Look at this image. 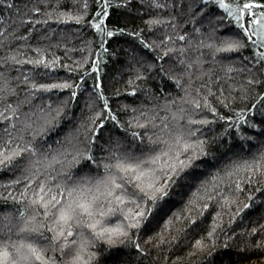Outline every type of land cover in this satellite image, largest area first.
<instances>
[{"label":"snow or ice","instance_id":"1","mask_svg":"<svg viewBox=\"0 0 264 264\" xmlns=\"http://www.w3.org/2000/svg\"><path fill=\"white\" fill-rule=\"evenodd\" d=\"M75 2L76 0H73V3ZM201 2L203 3L204 0ZM3 3L5 0H0V4ZM210 3L220 15H216L210 9L206 13L208 4L205 3L204 7L200 8V12L195 16L190 15L189 20H185L184 24L191 21L192 30L199 34L201 28L197 26L196 17L206 13L209 15L208 22L214 27L223 29L224 22L232 26L229 34L221 38L218 43L208 42V46L214 49L213 55L218 52L250 50L259 46L255 51H250L249 57H241L242 66L235 69L237 72L247 73L243 77L244 83L237 87L240 88L241 93L239 99L251 104L252 107L232 109L224 100L218 99V103L223 104V107L229 108V111L233 113L225 115L219 113L217 107L210 103L208 95H204L203 108L213 114V119L204 117L193 120L191 116H188L187 124L184 125L180 123L184 117L183 107L172 111L173 101L166 100L163 107L171 112V125L164 123L157 133L145 132L141 135L139 129L150 124L153 127L156 126L154 123L156 117L148 116L145 112L138 114L135 118H129L130 127L135 126L137 129L131 132V136L133 141H139V144L128 148L122 145L119 138L111 137L109 133L108 143L101 148L103 155L99 162L93 145L96 144L106 121L111 122L114 129L124 127L117 114L111 109L102 90L103 81L98 71L99 60L90 61L92 67L85 70L84 76L88 74V71L96 70L93 91L103 104V112L94 111L87 119L86 127L85 122H81L74 130L77 136L83 132L86 138L84 144L77 140L75 144H61L57 149H53L51 145L47 148L43 147V144L37 142V138L42 139L61 125L65 119L66 109L71 107L68 100L77 96L74 88L81 86L79 82L75 85L69 81L42 84L29 80L28 76H25L21 82L28 85L23 90L26 95L22 99L9 102V97L16 94L17 88L10 84V77L0 73V102H3V107L0 108V121L6 125L4 129L6 139L0 143V168L19 160L23 174L8 183L19 184L25 181L20 194L11 196L13 200L20 203L15 218L8 212L2 214L0 264H101V259L106 257H101L99 252L91 250L98 246L99 241H103L107 246L105 252L109 255L112 251H116L112 246L117 244L134 246L137 255H146V249L141 246L137 236L133 235L134 232L139 233L159 224V231L149 235L145 243L155 240L153 247H160L165 242H179L182 235H186L190 227L195 226L198 216L203 215L212 201L219 199L218 208L228 207L234 203V198L224 192V185L231 190L234 184L235 189L239 191L242 188L241 173L247 172L249 183H254L255 176L264 172V150H261L251 159H230L220 168L211 171L196 184L195 188H192V181L197 170L205 167L202 158L213 155L209 148L214 143L200 133L199 127L193 125H208L214 120L225 121L227 129L235 126L236 134L240 135L242 124H248L250 128L258 127L257 124L251 123L248 114L256 110L255 106L258 102L264 104V51L260 50L264 49V0H210ZM118 4L120 7H125L127 0H118ZM97 5V10L91 13L93 17L91 20H84V16L88 14L87 0H83L75 15L72 14L71 9L58 10L57 6H54L45 13V16L48 20L67 19L86 23L101 36L102 40L104 36L112 37L114 33L126 31L125 27H118L115 24L109 27L106 23L110 16V0H97ZM7 6L12 7L11 0H8ZM151 6L164 9L171 7L172 4L171 0H165L163 3L160 0H151ZM194 7L195 5L191 2L188 4L189 14ZM30 11L39 13L40 8L33 6ZM25 19L31 20V17L28 16ZM167 20L173 21L172 30L175 36L165 35L164 42L175 45L177 42L188 40V32L176 31L178 27L182 29L184 25L175 23V16L157 15L149 17L146 23L149 27L160 24L167 27ZM2 31L4 30L0 28V32ZM29 31L32 30L29 29ZM130 35L139 37L140 33L130 31ZM140 43L144 48L156 47L146 43L142 37ZM192 45L193 42L188 40L187 45L180 43L179 48L165 47L163 52L155 56V61H161L159 74L175 81L177 86L182 83L180 77L188 76V82L183 86V96L176 99L190 103L195 109H200V88L196 89L195 97H191L190 93L193 67L198 68L202 60L197 56L188 61L184 56L186 50ZM197 46L205 45L201 41ZM101 50L107 52L104 43L100 44L97 52ZM36 51L40 50L36 49ZM173 53L180 63L185 64L184 71L179 74L173 71L174 65L170 64L167 69L164 66L163 61ZM6 60L16 64L23 63V60H17L16 55L13 54H10ZM55 60L58 58L54 57L53 60L46 61L41 54L38 59L29 60L28 63L54 67ZM4 62L5 58H0V63ZM83 63H89L88 57L83 58ZM76 67L81 68L83 64L78 63ZM146 67L148 72H151L157 68V65L151 62ZM144 69L143 64L135 69L137 73L135 79H143L147 75ZM224 71L226 74L232 73L234 71L232 64L225 65ZM203 75V71L197 72V77ZM208 75H212L210 70ZM84 76H81L80 80H83ZM216 79L219 80L220 77ZM211 83L212 81L209 80L206 85L201 86L207 87L208 94H213ZM133 84L134 80L130 78L126 91L135 93L139 85L131 86ZM51 88L73 90L61 103L53 105L51 101H46L43 106L32 105L35 90L46 91ZM24 105L29 106L27 112L22 111ZM104 112L107 115H104ZM141 117L146 118L141 119ZM164 119V117L160 118V120ZM17 124L20 125L19 128L16 127ZM261 124L264 125V113H262ZM13 131L15 135L12 134ZM25 134L30 139L25 140ZM223 134L222 131L220 135ZM66 139L71 141V131L66 134ZM60 143L58 140L57 144ZM13 144L14 146L9 147ZM77 164L81 166V169L87 165V169L83 175L74 178L72 169ZM57 165H60L58 170ZM93 168L97 169L95 175L91 174ZM189 188H192V191L188 194V199L184 201L183 208H173L174 193L182 195ZM9 192H12L11 188ZM257 196H260V202L264 203V186L258 188L256 192L249 191L248 200H255ZM25 199L27 205L23 203ZM201 201L204 202L201 203ZM249 207L248 202L237 206L228 224H232V220ZM229 211H231L230 207ZM220 215L219 211L213 214L209 231L193 242L194 250L203 252L208 249V241L220 228L217 223V217ZM109 218L114 220V223L110 222ZM185 220L188 221L187 224L183 223ZM258 229H264V223L251 228L249 234L256 233ZM225 238L228 239V237ZM41 240L51 244V252L40 243ZM255 247L264 248V241L258 240ZM214 250L213 248L212 251ZM57 251L60 253V259H57L55 255ZM191 254L190 252L189 255ZM113 264H117V261H113ZM121 264H133V262L130 259L121 260Z\"/></svg>","mask_w":264,"mask_h":264},{"label":"trees","instance_id":"2","mask_svg":"<svg viewBox=\"0 0 264 264\" xmlns=\"http://www.w3.org/2000/svg\"><path fill=\"white\" fill-rule=\"evenodd\" d=\"M11 2V8L7 6L8 0L0 4V28L4 30L0 32V58H5V62L0 63V73H3L5 77H10V84L15 85L17 88L16 94L9 97V102L22 99L26 95L23 90L28 85L21 82L25 76H28L29 80H35L37 83L42 84L69 81L73 85L77 82L81 85L74 88L77 96L68 100L71 107L66 109L65 119L61 125L42 139L37 138V142L43 144L45 148L51 145L53 149H57L61 144H75L77 140L84 144L86 138L83 132L77 136L74 130L81 122H85L84 126L86 127V121L94 111L103 112V104L93 91L96 70L88 71V74L84 76L85 70L91 69L90 61L92 60H99L98 71L103 81L102 90L111 109L124 125L123 128L114 129L112 123L106 121L103 131L99 133L96 144L93 145L98 162L103 155L101 148L109 141V133H111V137L119 138L122 145L128 148L139 144V141H133L131 136V132L137 131V129L135 126L130 127L129 118H135L138 114L145 112L148 113V116L156 117V121H154L156 126L153 127L150 124L143 129H139L141 135L145 132L157 133L164 123L171 125V112L163 107L166 100L173 101L172 111L183 107L184 117L180 120V123L184 125L187 124L188 116H191L193 120H200L204 117L210 120L213 119V114L203 108L204 95H208L210 103L217 107L218 112L221 114L231 115L233 113L229 111V108H225L223 104L218 103V99L224 100L232 109L245 106L252 107L251 104L239 99L241 93L240 88L237 87V85L244 83L243 77L247 73L237 72L235 69L242 66L240 63L241 57H249L250 51H255L259 46L257 45L250 50L218 52L213 55L214 49L208 46V42L218 43L221 38L229 34L232 26H228L224 22L225 27L221 29L208 22L209 15L206 13L209 9L216 15H220L212 6L210 0H204L203 3L201 0H171L172 6L164 9L152 7L151 0H127V6L125 7H120L118 0H110V16L107 18L106 23L109 27L113 24L118 27H125L126 31L124 33H114L112 37L104 36L103 40L86 23L67 19L48 20L45 16V13L54 6H57L58 10L67 11L71 9L72 14L75 15L83 0H76L75 3H73V0H59L58 3L57 0H11ZM87 2L88 14L84 16V20H91L93 18L91 13L95 12L98 7L97 0H87ZM160 2L163 3L165 0H160ZM190 2L195 7L189 14L188 4ZM205 3L208 4L206 13L196 17L197 26L201 28V32L198 34L192 30L191 21L187 24H184V21L189 20L190 15L195 16L196 13L200 12V8L204 7ZM176 5L180 6L177 7ZM33 6L40 8V12H31L30 9ZM157 15L162 17L175 16V23L184 25L182 29L178 27L176 31L188 32V40L193 42L192 47L184 53L185 60L191 61L197 56L202 60L198 68L193 67L192 90L190 93L191 97H195L197 95L196 89L200 88V109H195L190 103L176 99L183 96V86L188 82V76L180 77L182 83L177 86L175 81L159 74L161 61H155V56L163 52L165 47L179 48L180 43L187 45L188 40L177 42L175 45L164 42L165 35L175 36V32L172 30L173 21L167 20V27L164 24L149 27L146 21L149 17ZM28 16L31 17V20L25 19ZM29 29L32 31H29ZM130 31H138L140 36L133 37L130 35ZM141 37L146 43L156 45V47L144 48L143 44L140 43ZM201 41L204 43V47L197 46ZM101 43H104L107 52L103 50L97 52ZM36 49L40 51L37 52ZM260 50L264 51V49ZM10 54L16 55V59L23 60V63L16 64L7 61L6 58ZM41 54H43L46 61L57 57L58 60L54 61L55 66L48 67L46 64L34 65L28 63L29 60L38 59ZM84 57H88L89 63H83ZM133 57L134 59H132ZM151 62H155L157 68L148 72L146 65ZM163 62L166 69L170 64L174 65L173 71L177 74L185 69V64L180 63L174 53L169 54ZM78 63L83 64V67L77 68ZM140 64L145 65L144 70L147 75L143 79H135L137 75L135 69ZM227 64H232L234 68V71L230 74H226L224 71V66ZM69 69H72V71H69ZM209 70L212 73L211 76L208 75ZM199 71H203L204 75L197 77ZM81 76H84L83 80H80ZM216 77H220V79L217 80ZM130 78L134 80V84L131 86L139 85L135 93L126 91V88L129 87L128 81ZM209 80L212 81L213 94H208L207 87H201L206 85ZM72 90L61 88H51L46 91L35 90L32 105L43 106L46 101H51L53 105L61 103L70 96ZM221 91H223V96H221ZM2 107L3 102H0V108ZM28 109V105L22 106L23 112H27ZM255 109L253 113L248 114V118L251 123L257 124L258 127L250 128L248 124H242L240 135L236 134L235 126L227 129L225 127L227 122L225 121L214 120L213 123L208 125H193L199 127L200 133L213 140L214 143L209 148L213 155L202 158L205 167L197 170L192 181V188H195L196 184L209 175L211 171L220 168L230 159H251L259 151L264 150V125L261 124L264 104L258 102ZM104 115H107V113L104 112ZM161 117L165 119L160 120ZM145 118L141 117V119ZM16 127L19 128L20 125L17 124ZM5 128V123L0 121V143L6 139ZM70 131L71 141L66 139V134ZM222 131L224 134L220 135ZM12 134L15 135V132L13 131ZM27 139H30V137L25 134V140ZM58 140L61 142L60 144H57ZM12 146L14 144L9 147ZM56 167L58 170L60 165ZM86 169L87 165L84 166V169H81V166L77 164L72 169L74 178L83 175ZM22 174L19 160L0 168V222H2L3 213H11L15 218L16 213L19 211L20 203L13 200L11 196L20 194L25 181H21L19 184H9L8 181L16 180ZM91 174H97V169L93 168ZM240 178L242 188L239 191L235 189L234 184L231 186V190L227 185L223 186L224 192L234 198V203L228 207L218 208L219 199L212 201L203 215L198 216L195 226L190 227V230L186 235H182L179 242H165L160 247H153L155 240L145 243L149 235L159 231L160 225L156 224L148 230L133 233L137 236L141 246L146 249V255H137L134 246L130 247L126 244L112 246L116 251H112L109 255L105 252L107 246L104 245L103 241L97 242L98 246L91 250L99 252L101 257H106V259H101V264H113V261L121 264V260L128 259L133 264H264V248L255 247L258 240L264 241V229H258L256 233L249 234L251 228L264 223V203L260 202V196H257L255 200H248L249 191L256 192L258 188L264 186V172L255 176L254 183H249L247 172L241 173ZM9 188L12 189L11 193ZM192 188L184 191L182 195L174 193L172 207L183 208L184 201L188 199V194L192 191ZM203 202L201 201V203ZM245 202L250 203V207L242 210L232 220V224H228V220L232 218L231 214L235 212L236 207L242 206ZM23 203L27 205V200L25 199ZM229 207L231 211H229ZM218 211L221 213L217 217L220 228L217 234L208 241V249L203 252L194 250L193 242L209 231L213 222V214ZM109 219L110 222L114 223V220ZM183 223L187 224L188 221L185 220ZM225 237H228V239ZM40 243L51 252L52 246L48 241L41 240ZM213 248L214 251H212ZM190 252L191 255H189ZM55 255L57 259H60L59 251Z\"/></svg>","mask_w":264,"mask_h":264}]
</instances>
